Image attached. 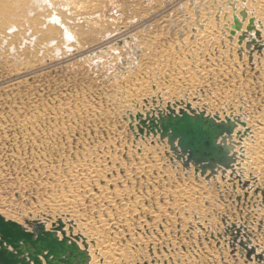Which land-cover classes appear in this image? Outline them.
<instances>
[{"label":"rangeland","instance_id":"rangeland-1","mask_svg":"<svg viewBox=\"0 0 264 264\" xmlns=\"http://www.w3.org/2000/svg\"><path fill=\"white\" fill-rule=\"evenodd\" d=\"M235 1L0 0V214L24 224L50 214L77 228L97 215L88 196L83 216L60 211L77 167L96 165L109 149L127 174L151 148L156 165L128 173V205L112 213L130 223L114 228L110 242L144 254L129 228L169 264H264L228 244L242 227L251 233L245 244L264 251V167L206 181L166 139L142 135L136 121L130 127L131 115L154 107L152 97L160 108L182 99L210 113L236 105L264 123V52L251 41L232 47L226 19L215 23V42L198 34ZM182 185L198 204L164 206L161 187Z\"/></svg>","mask_w":264,"mask_h":264},{"label":"bare ground","instance_id":"bare-ground-1","mask_svg":"<svg viewBox=\"0 0 264 264\" xmlns=\"http://www.w3.org/2000/svg\"><path fill=\"white\" fill-rule=\"evenodd\" d=\"M223 9L219 10L217 15L213 16L212 18H209L210 21V24H208L209 26H207V28H204L202 31L199 29L198 34L203 37L206 36V38L208 37V40L212 38L214 39L216 37L214 35L215 32H213V28L214 26H216L215 23L218 20L226 19L227 23H225V25H227V27L229 26L230 29H233L232 31L228 30L229 32H231L230 39L232 40L231 43L232 47L238 46L240 42L242 43V41L243 42L251 41L254 42L258 47H260L262 50L261 53H263L264 52V0H236L231 5L226 4L225 8ZM204 18H207V16H204ZM249 25H252L251 29H248ZM208 27L210 28L208 29ZM243 111L244 108L240 109L237 108L235 105L231 108H227V109L224 108L222 111L218 113L222 118L226 114L229 115L230 112L234 113V115L235 114L239 115L241 120L244 122V126H241L239 124L238 128L239 129L248 128L250 130V133L246 136H243L241 139H239L233 134V141L237 142L235 144V152L237 156L236 162L239 163L236 170L241 169L242 171L256 173L259 172V169L261 170V167H264V150H261L264 148L257 149V146H255L254 148L252 146L253 145L264 146V123L262 122V119L260 117L254 119L251 117V115L244 116ZM207 112L210 113L209 111ZM216 112L217 111H214L212 114H216ZM103 153L104 154L102 156L100 155L95 158V160L97 161L96 165L90 163L89 165L81 164L77 167V169L75 170L76 173L75 177L73 178L74 187L68 190L66 193L63 192L61 197L58 199V202H60L59 205H61L60 211L68 216H75V217L76 216L81 217L84 215V208L81 204L87 196L89 197L88 200L92 202L91 209L93 208V210L96 211L97 213L96 218L95 219L88 218L89 220H84L85 223L81 224L80 226H77V228L73 227L74 234L80 233L86 238L89 248V254H90L89 264H169V262L165 260L159 261L158 255L155 252L148 254L147 250L150 248L149 247L151 245L150 241L149 240L143 241L139 238V236L135 237L134 233L129 228L127 229L126 233L130 236L129 238L132 239V242L135 243L137 242L139 246L141 243V245L145 248L144 250L146 251L144 254L140 253L141 255H137L136 252L137 255L136 256L130 245L127 244L126 245L127 248L124 249L123 247L121 248L117 246L116 245L117 243L116 244L112 243L109 240L110 232L114 231L113 230L114 228H116L118 225L121 224L128 226L130 223V220H128V218H124L125 213H120L119 219L117 218L118 220L113 218V213H112L113 210L121 207V205L122 206L128 205L126 203L127 201L126 199H130L131 197L129 190L126 189L127 188L126 182L131 179L130 174L128 173H130L131 171L132 172L141 171L153 165L155 166L156 155L154 150L148 148V150L144 152V155L139 154L135 158L138 159L139 161L134 163L133 166L130 165V167H127V174H125L126 168L124 167L122 162L109 160L110 159L109 155L111 154V150L106 149L105 152ZM148 156L149 158L151 157V159L154 160V163L152 162L153 164H151L147 159ZM217 177L215 179L212 177V179L216 181ZM221 177L222 174L220 175V178ZM178 187H179L178 190H176L174 187L175 189V190L173 189L174 191H169L170 189L165 186L161 187L162 189L161 194L160 195L157 194V195H159V197L164 199V201L166 200L168 201V202L166 201L164 206L169 205V203H171L173 206H177L178 208L180 207V209L183 210L185 208L186 209L191 208L194 205L198 204V201L194 197H192L193 195L190 194V192H188L189 191L188 188H185V186L183 185ZM122 209H120V211ZM159 211L160 214H158V212L156 213L158 214L157 218H159L160 220L161 217L165 216L166 212H164V210L161 209H159ZM55 218L56 217H54L51 220H54ZM170 219L172 220V218ZM231 230L232 231L230 235L232 237L230 239V242L228 243L231 246L237 245L236 242L239 243L240 240L245 241L246 238L248 239V241H251L250 240L251 233L245 232L247 231L246 229L243 232L242 227L238 228L235 226L234 229ZM241 235L243 237H241ZM113 236L114 235H112V237ZM79 245L82 247L81 241L79 242ZM119 245L121 244L119 243ZM136 247H138V245ZM248 247L253 248L254 250L252 254L253 259H255L254 256L258 254H261L262 257H264V251L257 253L255 246H248ZM234 248L236 249V246ZM258 261H260L259 258ZM260 262L263 263L264 261L261 260Z\"/></svg>","mask_w":264,"mask_h":264},{"label":"water","instance_id":"water-1","mask_svg":"<svg viewBox=\"0 0 264 264\" xmlns=\"http://www.w3.org/2000/svg\"><path fill=\"white\" fill-rule=\"evenodd\" d=\"M251 28L249 25L248 29ZM151 100L154 107L130 116L131 129L136 121L142 135H159L162 141L166 139L174 158L181 161L186 170L193 167L196 175L200 174L206 181L219 174L225 179L228 172L230 177L239 178L235 171L239 163L233 134L241 139L250 133L248 128H238L239 124L244 126L239 115L230 112L222 118L218 112L208 113L190 103L184 104L182 99L167 102L160 108L155 97ZM247 184L241 183L244 188ZM233 189H236L234 185ZM261 195L264 198V191ZM51 219L49 214L44 220L36 217L25 220L24 224L0 214V264H89L88 243L82 234L73 233V221L60 217ZM49 221L51 224L47 227ZM238 244L250 258L253 248L242 240ZM255 258L264 261L261 254Z\"/></svg>","mask_w":264,"mask_h":264}]
</instances>
